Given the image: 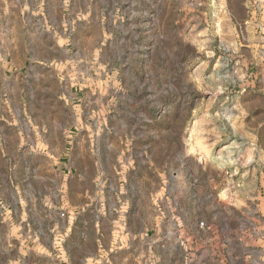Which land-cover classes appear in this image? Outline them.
I'll return each mask as SVG.
<instances>
[{"label": "rangeland", "instance_id": "rangeland-1", "mask_svg": "<svg viewBox=\"0 0 264 264\" xmlns=\"http://www.w3.org/2000/svg\"><path fill=\"white\" fill-rule=\"evenodd\" d=\"M250 8L0 0V264H264Z\"/></svg>", "mask_w": 264, "mask_h": 264}, {"label": "crops", "instance_id": "crops-1", "mask_svg": "<svg viewBox=\"0 0 264 264\" xmlns=\"http://www.w3.org/2000/svg\"><path fill=\"white\" fill-rule=\"evenodd\" d=\"M246 22H248L249 25H253L254 27H256V29L258 30V28H262V33L264 35V11L263 12H256L254 10H252L250 8L248 14H247V19ZM252 26V27H253ZM250 45H254V46H264V36H260L256 38V42H250ZM263 59V58H262ZM260 58V60H258V64L260 66V70L262 71L263 77H264V59L262 60ZM86 262H84L85 264ZM125 264H130V262H125Z\"/></svg>", "mask_w": 264, "mask_h": 264}]
</instances>
